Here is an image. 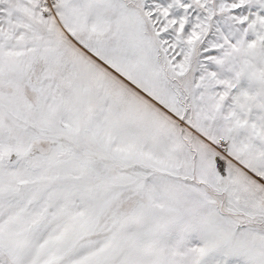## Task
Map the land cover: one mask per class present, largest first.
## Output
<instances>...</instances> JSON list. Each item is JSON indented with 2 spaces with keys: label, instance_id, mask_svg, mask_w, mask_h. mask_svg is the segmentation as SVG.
<instances>
[{
  "label": "snow or ice",
  "instance_id": "1",
  "mask_svg": "<svg viewBox=\"0 0 264 264\" xmlns=\"http://www.w3.org/2000/svg\"><path fill=\"white\" fill-rule=\"evenodd\" d=\"M0 264H264V0H0Z\"/></svg>",
  "mask_w": 264,
  "mask_h": 264
}]
</instances>
